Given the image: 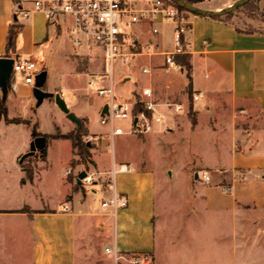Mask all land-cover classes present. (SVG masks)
<instances>
[{"label":"crops","instance_id":"crops-1","mask_svg":"<svg viewBox=\"0 0 264 264\" xmlns=\"http://www.w3.org/2000/svg\"><path fill=\"white\" fill-rule=\"evenodd\" d=\"M32 1L0 0V58L34 60L47 72L44 86L48 87L43 90L60 94L70 112L87 121L89 135L100 137V141L93 143L87 166H73L78 156L71 141L52 140L45 160L37 152L31 158L33 182L22 184L25 172L19 159L30 150L34 138L32 132L22 129L25 124L7 123L2 116L0 123L11 150L0 147V229L7 231V237H19L22 228L10 227L9 222L27 227L32 238V264H101L100 256L116 264L105 254L106 246L159 258L160 243L171 238L178 240V246L169 251L167 264H213V211L227 213L241 206L264 210V17L259 16L264 14V0H254L258 16L248 20L252 30L239 28L231 20L193 15L188 35L191 84L185 67L165 69L159 56L153 58L152 72L143 87L139 79L133 82L132 75L115 77L121 94L143 88L154 92L157 114L163 121L153 123L152 131L142 137L128 133L111 136L110 128L100 123L107 112L106 99L89 90L88 84L83 89L48 84L53 74L51 48L61 38L73 51H84L72 55L78 69L80 62L89 70L94 65L99 69L100 62L88 58L85 47L72 45L67 25L60 20L50 23L40 15L43 13L33 12ZM235 1L224 0L214 9ZM17 5L30 11L29 18L15 21ZM14 24L20 25L21 31L15 52L7 54L8 33ZM144 28L150 25H140L136 31L142 42H155L159 49L173 48L167 40L169 33L174 37L172 25L161 24L160 35L151 33L149 37ZM140 60L141 65L148 63L146 58ZM33 89L21 76L12 74L4 102L9 119H24L21 108L45 102L38 105ZM50 100L62 114L63 124L42 134L73 132L76 123L59 109L54 98ZM81 100L99 115L103 130H96L88 114L78 108ZM171 104L180 105L181 111L176 112ZM127 126L129 129L130 124ZM105 139L112 143L111 155L104 148ZM115 142L120 144L118 150ZM123 165L131 170L115 175V191L127 198L128 205L113 216L102 207V202L113 196L103 183L109 172ZM68 170L73 173L67 175ZM83 171L92 174L96 183L82 187L77 175ZM202 171L210 173L211 183L201 179ZM179 180L181 188L175 186ZM223 186H231L232 192L224 193ZM64 205L70 210L64 212Z\"/></svg>","mask_w":264,"mask_h":264},{"label":"built area","instance_id":"built-area-1","mask_svg":"<svg viewBox=\"0 0 264 264\" xmlns=\"http://www.w3.org/2000/svg\"><path fill=\"white\" fill-rule=\"evenodd\" d=\"M33 12L43 13L48 22L61 21L67 25L66 30L72 45L76 48L85 47L88 58L98 60V71L89 75L88 88L106 99L107 112L100 118L103 126H108L111 136L133 134L139 137L152 131L153 123L163 121V116L157 114L158 103L151 88H143L139 92L118 94L115 88V63L121 60L124 63L146 58L148 63L140 65L143 74L149 75L153 69V58L162 56L163 68L176 69L180 65L176 58L188 54L190 42L188 35L192 30L191 18L194 14L178 8L171 0H33ZM157 15H162V23L173 26L174 44L172 51H160L155 42H142L136 34V27L145 23L150 25L151 33L158 36L159 27L154 26ZM30 11L20 9L17 5L16 22L27 19ZM12 74H19L27 85H35L36 76L42 72L37 63L29 57L13 58ZM198 99V95L194 96ZM142 110L135 113V108ZM176 112L181 111L177 104L169 105ZM119 121H129V131L126 132ZM100 137L88 135L84 142L98 143ZM129 165H123L118 170L107 174L103 183L106 191L113 192V196L102 202V207L116 216L118 211L128 205L127 198L115 191V175L127 173ZM82 180V185H93L97 180L88 171ZM71 170L67 175H71ZM79 176V174L77 175ZM201 179L211 183L212 177L208 171L201 172ZM198 175V177H200ZM226 194L232 192L231 186H223ZM62 210L67 212L70 206L64 205ZM105 254L111 256L116 264H152L153 257L146 253H122L111 246L105 247Z\"/></svg>","mask_w":264,"mask_h":264},{"label":"rangeland","instance_id":"rangeland-1","mask_svg":"<svg viewBox=\"0 0 264 264\" xmlns=\"http://www.w3.org/2000/svg\"><path fill=\"white\" fill-rule=\"evenodd\" d=\"M222 1L224 0H203L196 4L204 9L215 10L214 6L221 3ZM32 8H34L33 5ZM253 11V4H250L247 7H242L237 12L233 13L230 20L239 28L252 30L254 26L250 25L248 20L249 18H252ZM40 15L44 17V14ZM162 18V15L156 16L154 21L155 27H160L161 24L163 25ZM145 24L149 25L147 23ZM138 27L139 26L136 27V31L138 30ZM144 33L147 37L151 36V28H144ZM167 40L170 44H174V37L171 33H169ZM65 48L67 50H65ZM159 50L172 51L173 48L171 50L160 48ZM51 51L54 56L52 67L50 66L53 74L51 75L48 84H50L52 87L55 86L62 89L86 88L89 80L88 74L92 71H98V68H96L95 65L93 67L90 66L89 70L88 66L86 64L82 66L81 62L78 69L77 59L72 55H75V52L82 53L83 50H79V52L78 50L73 51L70 45L65 43L64 38H61L58 42H55L51 48ZM158 61H163V59H158ZM140 65V59H136L135 61L127 63L117 60L115 63V77L121 73L125 75H132L134 78L133 82L137 78L140 80L141 87H143L147 85L149 76L141 72ZM16 75H18V78H20L19 74ZM46 87L48 86H44L43 89H46ZM115 88L116 92L121 94L118 90L119 87L117 84ZM89 90H92V88H89ZM122 94L127 97L129 96L127 93ZM2 97L3 96L1 94L0 103L5 105ZM50 99L51 98L46 99L45 102L39 107L34 106V108L29 107L28 109H20L21 116L31 124V126L24 125L22 129H25L27 132H33V127H36L37 132L42 133L53 132L57 126H62L63 116L58 112V110L53 105L52 100ZM77 105H79L78 108L80 110H83L88 114L96 130H103L104 127L99 123V115H96L95 110L90 108L86 101L81 100ZM262 117L264 118V114ZM2 123L3 122L0 123V147L6 152H10L11 149L6 143V137L3 133L4 124ZM117 124L118 126L123 127L126 132H128L129 129L127 124H130L129 121H119ZM20 136L23 137V134L20 133ZM133 137L137 136L133 135ZM103 144L106 153L111 155L112 143L110 140L105 139ZM119 146L120 144L118 142L114 143V148L116 150L119 149ZM136 151L137 150L135 149L134 152L137 153ZM28 152L23 154L20 159L27 156ZM38 152L39 151H37V153ZM148 154H152L151 151H148ZM78 160L79 157L75 159V162ZM32 161L33 160L30 158L25 163V165L27 167H32L34 171ZM155 162L157 163V160H155ZM78 165L87 166L88 163L87 161H84ZM177 182L175 183V186L178 185L176 187L181 188V181L179 180ZM49 185V187H51V184ZM83 186L84 184L82 187ZM87 189H89V187ZM89 190L91 191V189ZM90 193H92V191ZM98 195H100V193H98ZM240 208V210H232L227 213L213 211V264H264V210H259L253 207L245 208L244 206H241ZM9 226H20L22 228V232L19 237H15L14 235L7 237V231H3L1 227L0 264H32V238L27 227L24 226L23 223L13 221L9 222ZM23 227L26 228L24 229ZM177 246L178 240L174 238L163 240L159 246L160 256L159 258L157 257V259L156 255L154 254L152 264H167L170 257L169 251L171 252L172 248ZM100 259L101 264H110L109 260L104 256H100Z\"/></svg>","mask_w":264,"mask_h":264},{"label":"trees","instance_id":"trees-1","mask_svg":"<svg viewBox=\"0 0 264 264\" xmlns=\"http://www.w3.org/2000/svg\"><path fill=\"white\" fill-rule=\"evenodd\" d=\"M187 3L190 4H196L198 2H201L203 0H184ZM250 4H253V15L252 17H257L258 15L254 12L257 11V8L254 5V0L250 1L249 3H247L244 7L249 6ZM178 8L182 9L181 7H179L178 5H176ZM233 13L224 16V17H215L214 19H218V20H230V18L232 17ZM259 16L264 17L263 13H259ZM21 31V27L18 26L17 24H14L10 27L9 29V33H8V43H7V54L10 53H14L16 50V41H17V37L19 35ZM8 56V55H7ZM176 61L179 65H182L183 67H185L186 71H187V78L189 80V83L191 84L192 82V76H191V63H190V56L188 54H184V55H180L176 58ZM188 93L192 96V92L189 88ZM142 110L141 106H137L135 108V113H138L139 111ZM7 108L5 107V105H3L2 103H0V118L2 116L5 117V120L7 123H16V124H25L28 126H31L30 122L22 119V118H15V119H9L7 116ZM192 114V113H191ZM193 122L194 119L192 118ZM33 138H37V137H44L46 140V146L38 152V154H40V157L45 160L46 159V155H47V149L49 146V143L52 140H57V139H67L70 140L73 146V150L75 155H77L79 157L78 161H74L73 162V166L78 165L79 163H82L84 161L90 162L91 159V152L90 149L93 147V143H91L90 145H88L87 142H84V137L89 135L88 132V127H87V121L86 120H82V124L81 127H77L73 132L64 135L61 134L59 131H57L55 134L52 135H48V134H42L40 132H37L36 127H33V132H32ZM30 150L27 154V156L23 157L20 159V164L21 167L23 169V171L25 172V178L22 180V184H26L27 182H33L34 179V171L32 169V167H27L25 165V163L34 156L30 155Z\"/></svg>","mask_w":264,"mask_h":264},{"label":"water","instance_id":"water-1","mask_svg":"<svg viewBox=\"0 0 264 264\" xmlns=\"http://www.w3.org/2000/svg\"><path fill=\"white\" fill-rule=\"evenodd\" d=\"M175 5H178L182 9L197 15V16H203L208 18H215V17H224L231 13L237 12L239 9L244 7L247 3H249L251 0H238L234 2L229 7L222 9V10H209L204 9L198 6L197 4H190L187 3L184 0H171ZM17 18L15 17V21ZM13 64L14 59L9 57H2L0 58V88L3 93V101L7 99L8 94V84L9 79L12 76V70H13ZM47 80V72L42 71L36 76L35 85L33 89V95L35 99L38 102V105H41L45 99L48 98H54L57 106L59 109L65 113L69 119L74 121L76 125L80 128L82 124V120L77 118L73 113L70 112L69 108L67 107V104L65 100L62 98L60 94H53L49 92H45L43 90V87L45 85V82ZM107 106L105 110L107 111ZM46 146V140L44 137H37L33 140V142L30 144V155H33L37 151H41ZM87 173L85 171L81 172L78 176V183L82 184V180L86 177Z\"/></svg>","mask_w":264,"mask_h":264}]
</instances>
